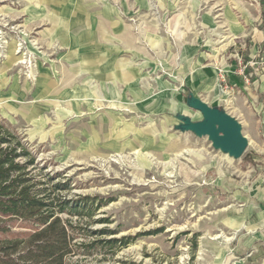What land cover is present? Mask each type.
<instances>
[{"label": "rangeland", "instance_id": "1", "mask_svg": "<svg viewBox=\"0 0 264 264\" xmlns=\"http://www.w3.org/2000/svg\"><path fill=\"white\" fill-rule=\"evenodd\" d=\"M108 6L125 21L110 43ZM263 22L264 0H0V117L38 178L69 185L59 197H93V217L64 218L135 236L72 264H264V171L247 158L264 157V127H244L240 158L182 128L202 119L192 97L247 107L264 92L241 65L257 44L264 66ZM231 54L245 92L223 70Z\"/></svg>", "mask_w": 264, "mask_h": 264}, {"label": "trees", "instance_id": "2", "mask_svg": "<svg viewBox=\"0 0 264 264\" xmlns=\"http://www.w3.org/2000/svg\"><path fill=\"white\" fill-rule=\"evenodd\" d=\"M247 158L264 169L263 161L250 154ZM31 166H37L36 155L0 117V264H72L73 256L87 258L105 249L114 254L135 239L131 235L113 237L118 233L115 230H92L64 218V213L93 217V197L71 204L56 194L69 186L61 180L53 183L59 173L38 178L43 174L40 170L36 174Z\"/></svg>", "mask_w": 264, "mask_h": 264}, {"label": "crops", "instance_id": "3", "mask_svg": "<svg viewBox=\"0 0 264 264\" xmlns=\"http://www.w3.org/2000/svg\"><path fill=\"white\" fill-rule=\"evenodd\" d=\"M115 10L116 9H112V7H110V6H108V8H107V12L109 11V13L107 14L106 33L104 34V36H106V42L107 43L111 42L110 36H112V35H114L115 37L121 36L122 29H123L122 23L125 24V21L121 20L123 17H121L120 20H117L118 15L116 14ZM257 49H258V46L256 44V46L253 47V49L249 53L247 59L246 60L243 59L245 61H243L240 58V56H238L236 58L235 54H231L230 58L233 59L232 62H227L226 64H225V61L222 62L223 70L226 71L225 74L232 78L231 80L233 83H235V84L237 83V85L239 87V91H241V92H243L244 90H247V88L249 89V86H246L243 82H241V83L237 82V81H240V79L237 77H241L240 74L237 72V68H238V65H240L241 60H242V62H244V64H246L247 61L251 60L254 57H257V59H256L257 64L249 67V68H252L254 70L255 74L258 77L257 81L255 80L253 82V86L256 84V82L260 83L262 80H264V66H262L263 63L261 64L259 59H258V54L256 51ZM12 50H14V46H12ZM91 60L92 59H90V62H91ZM22 64H24V63H22ZM241 65H242V63H241ZM205 71H204L205 76L215 77L214 72H213V74H210V73H207V70H205ZM96 76L98 78H100V77H103V74H101L99 72V73H97ZM210 79H213V78H210ZM214 81L208 80L205 83L203 82V84L200 87L201 91L202 90H204V91L210 90L209 88H211L215 84ZM263 83H264V81H263ZM263 86H264V84H263ZM104 87H106V85L103 86V88ZM255 91H256V89L251 90V96H252L251 101H252V103H251V105H249L247 107L239 104L241 99H240V97H238L236 92L233 93V97L231 98L233 105L230 107H228V106L226 107V105L222 106L221 105L222 103H219V101H218V103H213V100H218V98H219V100H221V102H224L223 101L224 99H222V97H219V95H217L216 97H213L210 94L209 98H204L203 96L202 97H203V100L206 101L207 103H209L211 106H213V107L216 106V107H219L221 109L223 108L228 113H230L232 116H234L237 120H239L241 122V124L243 125V129L246 125H253V124H259L261 127H264V92H260V91L255 92ZM221 96H223V95H221ZM253 151L254 152L252 153V157L256 160H263V162H264V157H262L263 153H261V151H258L257 149H253ZM253 166L256 168L255 165H253ZM257 168H259V170L262 168V170L264 171L262 166L261 167L258 166ZM260 212H261V209H260ZM260 212H259L258 216H259L260 220L262 221L261 222L262 225L258 226L257 229L264 228V210L261 212V214H260Z\"/></svg>", "mask_w": 264, "mask_h": 264}, {"label": "water", "instance_id": "4", "mask_svg": "<svg viewBox=\"0 0 264 264\" xmlns=\"http://www.w3.org/2000/svg\"><path fill=\"white\" fill-rule=\"evenodd\" d=\"M190 106L201 112L202 119H184L182 128L198 136H206L214 148L234 158H240L249 146V140L243 133V125L226 110L213 107L203 99L192 97Z\"/></svg>", "mask_w": 264, "mask_h": 264}, {"label": "built area", "instance_id": "5", "mask_svg": "<svg viewBox=\"0 0 264 264\" xmlns=\"http://www.w3.org/2000/svg\"><path fill=\"white\" fill-rule=\"evenodd\" d=\"M256 59H257V57H254V58H252L251 60H249V61H247L246 62V64H242L243 65V67L242 68H247V67H249V66H254V65H256L257 63H256ZM243 71H244V69H243ZM242 71V72H243ZM245 77L247 78V76H246V74H245ZM247 80V79H246Z\"/></svg>", "mask_w": 264, "mask_h": 264}]
</instances>
